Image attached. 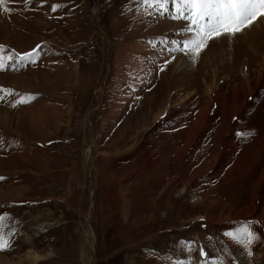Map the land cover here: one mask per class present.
I'll return each instance as SVG.
<instances>
[{
  "label": "rangeland",
  "instance_id": "374dc122",
  "mask_svg": "<svg viewBox=\"0 0 264 264\" xmlns=\"http://www.w3.org/2000/svg\"><path fill=\"white\" fill-rule=\"evenodd\" d=\"M174 15L0 4V264H264V19L196 55Z\"/></svg>",
  "mask_w": 264,
  "mask_h": 264
},
{
  "label": "snow or ice",
  "instance_id": "6c2138e0",
  "mask_svg": "<svg viewBox=\"0 0 264 264\" xmlns=\"http://www.w3.org/2000/svg\"><path fill=\"white\" fill-rule=\"evenodd\" d=\"M143 2L148 5L158 4L159 7L166 9L169 0H143ZM172 2L175 4L173 18L188 21L185 31L192 33L191 39L184 42V48L196 55L206 47L210 39L221 34L235 35L251 25L258 17H264V0H172ZM3 3L4 0H0V4ZM20 59L35 62L34 53L21 56ZM3 67V58H0V68ZM248 134L244 133V135ZM3 221L4 217H0V228L3 226ZM225 236L245 248L257 239L249 222H245L235 232L225 233ZM8 246L9 241L0 231V250ZM182 248L191 253L192 242H183ZM199 252L201 257L206 256L203 248H200ZM213 264H224V261L218 258Z\"/></svg>",
  "mask_w": 264,
  "mask_h": 264
},
{
  "label": "bare ground",
  "instance_id": "6f19581e",
  "mask_svg": "<svg viewBox=\"0 0 264 264\" xmlns=\"http://www.w3.org/2000/svg\"><path fill=\"white\" fill-rule=\"evenodd\" d=\"M263 19H264V17H263ZM46 226H49V224L43 225V227H37L35 230L40 232V231H42V229H43L44 227H46ZM39 232H38V233H39ZM46 232H47V230L42 231L41 234L46 233ZM258 239H259V238H258Z\"/></svg>",
  "mask_w": 264,
  "mask_h": 264
}]
</instances>
